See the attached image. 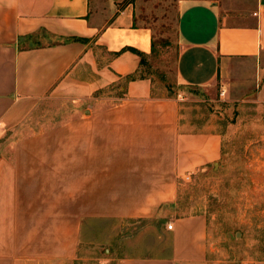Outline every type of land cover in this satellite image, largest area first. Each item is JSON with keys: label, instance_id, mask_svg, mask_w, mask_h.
I'll return each mask as SVG.
<instances>
[{"label": "crops", "instance_id": "1", "mask_svg": "<svg viewBox=\"0 0 264 264\" xmlns=\"http://www.w3.org/2000/svg\"><path fill=\"white\" fill-rule=\"evenodd\" d=\"M113 3L0 0V264H84L103 224L136 218L157 220L168 242L115 264H208L206 217L169 208L180 182L219 159L222 136L181 131L180 100L150 78L124 83L155 43L131 5ZM222 11L177 0L178 84L229 94L245 73L264 78V0L243 25ZM49 99L86 109L27 133Z\"/></svg>", "mask_w": 264, "mask_h": 264}, {"label": "rangeland", "instance_id": "2", "mask_svg": "<svg viewBox=\"0 0 264 264\" xmlns=\"http://www.w3.org/2000/svg\"><path fill=\"white\" fill-rule=\"evenodd\" d=\"M110 1L116 9L131 5L136 23L152 28L154 54L143 71L152 80L154 92L180 100L181 131L222 136L219 159L180 182L169 209L177 216L206 217L208 264H264V97L259 95L264 78L245 73V87L232 83L229 94L220 85H180L175 78L177 0H99L100 8H111L106 4ZM210 1H217L222 13L228 14V22L235 25L245 24L244 18L255 5V0ZM116 91L98 95L114 97ZM84 109L49 99L24 130L33 134L50 129L71 115L83 114ZM157 225L150 218L97 224L94 229L101 226V235L108 232L103 244H92L79 254L87 258L84 264H115L120 256L152 253L157 243L168 242L155 238ZM95 237L94 242L99 236Z\"/></svg>", "mask_w": 264, "mask_h": 264}, {"label": "trees", "instance_id": "3", "mask_svg": "<svg viewBox=\"0 0 264 264\" xmlns=\"http://www.w3.org/2000/svg\"><path fill=\"white\" fill-rule=\"evenodd\" d=\"M147 61L148 60H146V58L142 56L140 61V69L136 73L126 76L124 78V83L131 80L149 78L147 75H145L143 71V68L145 67ZM123 93H124L123 91L120 92V94L122 95Z\"/></svg>", "mask_w": 264, "mask_h": 264}, {"label": "built area", "instance_id": "4", "mask_svg": "<svg viewBox=\"0 0 264 264\" xmlns=\"http://www.w3.org/2000/svg\"><path fill=\"white\" fill-rule=\"evenodd\" d=\"M168 228L171 229V225H169Z\"/></svg>", "mask_w": 264, "mask_h": 264}]
</instances>
